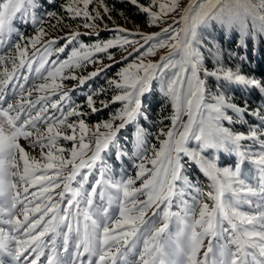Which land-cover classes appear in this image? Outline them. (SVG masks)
<instances>
[{
  "label": "snow or ice",
  "instance_id": "obj_1",
  "mask_svg": "<svg viewBox=\"0 0 264 264\" xmlns=\"http://www.w3.org/2000/svg\"><path fill=\"white\" fill-rule=\"evenodd\" d=\"M128 2L149 26H167L146 34L117 25L112 38L86 44L79 37L99 36L113 9L105 0H66L64 14L82 19L78 28L89 31L72 29L61 45L57 38L46 39V21L37 15L42 0H0V47L7 46L0 56V264H85V256L87 264H264V106H240L223 90L240 86L264 96V78L243 73L240 64L226 66L219 39L237 48L230 58L245 61L239 50L264 44V0ZM45 15L49 28H71L64 16ZM29 17L35 34L25 37L15 24ZM68 46L65 59H51ZM129 47L121 60L133 54L135 59L107 87L86 94L87 110L72 102L65 80L84 85L112 65L87 76L76 70L100 64L97 54L119 63L109 50ZM9 87L14 102L6 98ZM154 90L170 105L171 113L160 121L170 125L156 134L159 146L149 147V133L139 121ZM108 92L110 99L97 108L95 97ZM117 103L107 119L86 122ZM247 116L258 123L246 131L226 126L244 124ZM130 125L136 126L135 174L115 179L103 154L117 147V159L126 155L117 141ZM22 139L33 151L39 148L38 155L26 151ZM225 154L235 157L233 164L221 166ZM98 163L99 175L86 189ZM245 165L254 166L251 179ZM186 167L207 177V191L191 183ZM184 188L197 193L193 204L181 200L180 210L172 211ZM244 205L254 210L244 211ZM222 239L226 243L214 245Z\"/></svg>",
  "mask_w": 264,
  "mask_h": 264
},
{
  "label": "rangeland",
  "instance_id": "obj_2",
  "mask_svg": "<svg viewBox=\"0 0 264 264\" xmlns=\"http://www.w3.org/2000/svg\"><path fill=\"white\" fill-rule=\"evenodd\" d=\"M186 0H182V3H184ZM66 2V0H61L60 1V5L62 6L64 3ZM42 4H44V2L42 1ZM46 11H40L41 8H39V11L37 13L38 16H43L46 23H45V27L48 29V37H46V39L48 38H57L58 44L63 45L64 44V38L66 36V33H68L70 30L72 29H77L78 25H82L83 20L82 19H77V20H71L69 19L65 14L64 11L62 9V7L60 8V11H58L57 9H51L48 8L46 4H44ZM94 6V5H93ZM56 12L58 14H60L61 16H64V24H68L71 25V28H66V27H62L61 29H51L48 27V18L45 15L46 12ZM112 16V20H108L107 18H105L104 23L100 24V33L99 36L96 35H82L81 37H79V39L86 43V44H92L95 42H100V41H105L109 38H112L114 35H116L117 33L114 31L115 27L117 25H119L120 27H123L125 29L131 30L132 32L135 31H140L146 34H150L153 32H158L160 31L161 28L166 27L167 24H160L159 26H149L146 23V16L144 17L143 21H136V20H120L118 18H115L113 15ZM50 23L55 24L56 21L55 20H51ZM99 23V22H98ZM168 23H171V20H168ZM27 23H24L23 21H21L20 19H17L16 21V28L18 30V33H22L25 37H30L32 35L35 34V25H33L31 23V19L29 17V22H28V26H26ZM106 25V27H105ZM78 30L80 32H86L89 30L84 29L82 26L78 28ZM103 34V35H101ZM18 39V34H13L11 37V40L14 42ZM129 39L132 40H137L140 41V43L142 44L143 41L141 39L140 36L136 35V36H132L129 35ZM23 43V42H22ZM139 45H137L138 47ZM264 47V44H263ZM6 48L7 46L5 45L4 47H0V56L2 55H6ZM254 48H256V45L254 46ZM132 49L129 47L128 51H124L123 49H119V48H113L110 49L109 51L114 54L115 56V60L119 61V63H113L112 61L107 59V56L105 54H97V58L101 60L100 64H88L85 68L83 69H78L76 70V74L77 75H84L87 76L89 72L96 70V68L99 67H103V65L106 64H111L112 66L108 69H106L105 71L101 72L100 75H98L97 77H93V82H91V84L86 87L85 89H81L77 92H79V94L83 95L80 96L78 98L75 99H71L73 103L75 104H80L82 106V110H87L86 107V94H89L91 91L96 90L100 87H107V80L109 78H113L115 76V74L119 71V69L121 67H124L126 65V63L131 62L133 59H135V54H133V56L128 57V59L125 60H121L122 56H127L128 52H130ZM29 51L31 52V49H29ZM71 51V46L66 47V51L65 53H60L58 55H53L51 57V59H60L63 60L66 58V55L68 52ZM207 54V52H205ZM152 59H158V56ZM23 72H25V74H28L30 76H34V73H27L25 70H22ZM244 73V72H243ZM250 75V74H247ZM253 76V75H250ZM71 80V79H69ZM35 82H40L39 80H36ZM89 82V80H87L85 82L84 85L82 86H86V84ZM64 84L66 85V88L69 90H73V88L75 86L80 85L78 80H71L70 83L67 82V80L64 81ZM227 87V85L224 87V89ZM237 88H243L240 86H236ZM223 89V90H224ZM12 92H10V90L8 89V96L6 97L8 99V102H14V100H11V98L13 97V95L11 94ZM111 92H108L106 95H100L95 97V100L97 101L96 103V107L100 108L101 105L99 103L100 100H107L110 99L111 97ZM248 94H243V97H247ZM239 95L237 94L235 97H238ZM35 98V94L33 96V99ZM56 97H53V99H55ZM239 98V97H238ZM232 101L235 102V99L232 97ZM148 102L151 104L152 109L149 112H146V115L143 116V120L149 124H151L149 127L150 128H145L147 130V132L149 133L148 138H147V144L150 147L151 145H156L157 147L159 146V141L157 139V133L159 131V129L161 127H167L170 125V121L168 120H164L163 123H160L162 116H167L171 113V108L170 105L166 104L164 102V98L160 95V93L158 92V96L157 97H153V92L149 95V99ZM147 102L145 101V104ZM245 105V104H244ZM244 105H240V106H244ZM249 105V104H247ZM264 106V103H262V105L259 106H255V107H250L251 109H255L257 107H261ZM120 107V105L117 103L116 105L110 106L108 109H104L101 112H103L100 120L102 119H107L109 116V113L111 111H114L115 108ZM146 109V107H145ZM150 110V108H149ZM53 110L49 109V112L51 113ZM232 113H230L231 115ZM58 115V113H57ZM73 119V118H70ZM89 119V116L86 117V120ZM186 119V117H185ZM99 121V120H97ZM97 121L93 122L96 123ZM87 122V121H86ZM88 123V122H87ZM226 123V126H230ZM247 124V123H246ZM239 124H235V125H231L230 127H233L234 129L238 127ZM142 127V126H141ZM136 129V126H135ZM135 129H134V133H135ZM123 131H121V133L119 134V142H120V146H119V142L117 141V144L119 146V150L123 151L126 153V155L122 156L121 158L117 159L112 157L113 152L112 149H110L108 152L104 153L107 154L111 157V160H108V163L105 164L107 165L109 168L112 169V175L113 178L115 179H119L122 175H134L135 174V169L133 167L134 163L137 162V157L133 155L134 152V146H133V138H134V133L131 137H126L125 135H123ZM244 131V130H241ZM21 145L25 147L26 151L31 152L33 155H38L39 153V148H37L35 151H33L31 148L28 147V142L24 141L23 139L20 141ZM64 144L65 147L70 148L71 147V142H62ZM117 147H115L116 149ZM118 150V149H117ZM258 150V149H256ZM112 161V162H110ZM123 163V164H122ZM150 166V165H149ZM194 172L196 173L193 177L192 176H188L189 180L191 181V183L193 185H195L198 188H201L205 191H207V186L210 183V181L205 178L200 176V174H198V172L196 170H194ZM139 183V182H138ZM197 193L195 192L194 189H188V188H184V194L181 197H178L176 199V203H177V210H172V211H179L180 210V201L184 200L187 202V204L189 206H191L193 204V199L194 197H196ZM172 230L173 233L176 231V227L175 224L172 226ZM226 243L225 240H219V241H214V245H218V244H224ZM207 244V240L205 241V245ZM142 246V245H141ZM133 259L132 256H129V260Z\"/></svg>",
  "mask_w": 264,
  "mask_h": 264
},
{
  "label": "trees",
  "instance_id": "obj_3",
  "mask_svg": "<svg viewBox=\"0 0 264 264\" xmlns=\"http://www.w3.org/2000/svg\"><path fill=\"white\" fill-rule=\"evenodd\" d=\"M61 0H46V4L49 5V8L51 9H57L60 11L61 6L60 5ZM146 2V0H141V3ZM105 3L107 6L113 11L111 12V15H113L115 18H118L120 20H136V21H143L144 20V14L140 13L138 9L130 4L128 0H105ZM62 27H57V29H61ZM103 35V34H101ZM213 35H216V33H213ZM221 45L224 49V63L226 66H232L235 67V65L240 64L241 65V70L245 74H250L253 75L257 78H264V47L263 44H256V48L254 46H250L249 49L247 50V53H245L243 50H239V55H247V59L243 62L239 61L238 59H233L230 58V53L237 52V48L235 45L229 41L227 38L221 36L219 37ZM207 56L208 54L205 53ZM208 65L211 67V58L209 57L208 59ZM71 80H67L68 83H70ZM224 91L226 94L229 96L233 97L234 99L236 98L234 95H236V92L238 91L237 88L234 86H227ZM73 94H77V90L73 91ZM158 96V90L153 91V97ZM149 95L147 96L146 99V104L143 106L144 111L149 112L152 109L151 104L148 102ZM146 107V109H145ZM150 108V110H149ZM103 112L99 111L96 114H92L89 116V119L86 121L89 124H93V122L100 120ZM140 125H145V121L143 120V117L139 121ZM135 125H130L128 126L127 130L125 131V134L128 137H131L134 133ZM235 161V157H228L226 154L223 155L220 163L221 166H228L233 164ZM195 169V167L192 168H185V173L188 176H191L192 170ZM245 175L246 177L254 176V166L252 165H245L244 167Z\"/></svg>",
  "mask_w": 264,
  "mask_h": 264
},
{
  "label": "bare ground",
  "instance_id": "obj_4",
  "mask_svg": "<svg viewBox=\"0 0 264 264\" xmlns=\"http://www.w3.org/2000/svg\"><path fill=\"white\" fill-rule=\"evenodd\" d=\"M186 3H187V0L183 4H186Z\"/></svg>",
  "mask_w": 264,
  "mask_h": 264
}]
</instances>
